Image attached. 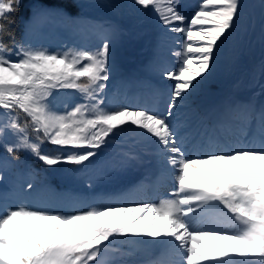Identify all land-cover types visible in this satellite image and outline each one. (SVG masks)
<instances>
[{
	"label": "snow or ice",
	"instance_id": "obj_1",
	"mask_svg": "<svg viewBox=\"0 0 264 264\" xmlns=\"http://www.w3.org/2000/svg\"><path fill=\"white\" fill-rule=\"evenodd\" d=\"M180 3L132 0L155 13L158 46L172 44L176 66L159 67L168 88L125 104L108 95L111 28L97 33L96 47L50 50L18 40L22 0H0V181L24 153L48 169L68 165L87 173L86 187L94 192V181L118 180L140 161L132 150L100 159L125 134L147 144L155 162L154 176L147 173L107 203L70 196V203L49 208L0 198V264H264V105L229 102L202 131L186 118L217 54L241 26L243 5L200 0L189 19ZM30 12L26 34L53 14L76 19L46 5ZM61 92L79 101L61 109L55 102ZM150 180L171 187L149 195ZM141 242L163 246L165 258L124 259L132 252L120 245Z\"/></svg>",
	"mask_w": 264,
	"mask_h": 264
},
{
	"label": "rangeland",
	"instance_id": "obj_2",
	"mask_svg": "<svg viewBox=\"0 0 264 264\" xmlns=\"http://www.w3.org/2000/svg\"><path fill=\"white\" fill-rule=\"evenodd\" d=\"M116 1H120L124 4L123 10L125 15V23L131 26V35L129 39L123 40L118 37L114 32H110V37L114 41L112 52V64H113V76L119 77L120 80H131V73L128 70H122L126 64L127 68H130L131 72L136 67L135 60L130 58L125 60V52L127 48L130 50L133 56H137V61L146 64L149 58L152 57L154 52L152 46L156 44L155 38L152 37V32L147 27L155 26L156 30L160 28L155 25L157 17L151 10L140 9L138 6H133L132 0H85L86 7L89 15L99 22L97 28L102 30L108 28L110 24L114 22L118 23L119 14L118 9L115 6ZM195 7L192 10V14L197 8L200 0H194ZM243 5L242 13L243 20L241 26L233 34L232 38L225 43L223 48L217 54L218 58L215 63V67L212 70V75L209 80L201 86L197 96L192 98L193 102L204 110V114L212 122H216L223 112L224 103L219 99L221 96H226L228 87H224L225 82L232 86L230 82L239 77V82L233 87V94L237 97L238 101L251 100L254 106L259 109L258 106L264 104V79L252 87H247L246 83L248 79L245 75L248 74L246 70H242L243 67L247 69H254L256 65L264 64V14L260 6L252 4L249 0H241ZM191 17V16H190ZM189 17V19H190ZM165 51L170 54L173 47L170 42L167 45H161ZM246 56H249V62H247ZM145 66V65H144ZM148 71L149 75H156L157 69L151 67ZM147 72V71H146ZM260 74H263L262 69H259ZM243 77L240 78V75ZM148 94L142 90L135 91L133 87H129L127 91L123 89L118 93L111 92L110 98H115L125 104L135 103L137 99H151L146 97ZM79 97L73 96L69 93L61 92L55 96L56 104L62 109L64 104L67 103L71 106L73 103L78 102ZM220 103V104H218ZM229 103V101L225 102ZM227 122L234 124L231 117H226ZM252 136V133H250ZM129 150L135 151L141 157V165L135 171L134 174H123L121 178L115 181L98 180L95 181V191L88 189L87 177L73 183V187L79 191H82L86 195L87 202L95 200L98 203H107L113 193L120 192L126 189L132 184H135L147 173L155 175V162L154 158L147 155L150 151V147L147 144L131 145ZM144 159V160H143ZM149 171H148V170ZM150 187L147 189L149 195L159 192V194H165L170 184L155 185L152 180L149 181ZM122 250L132 252L131 256L124 257V259L139 262L145 261L142 259L144 255L149 256L147 260H159L165 258V248L159 245H153L151 243H134V244H122L120 245ZM159 249V252L158 249ZM151 257V258H150Z\"/></svg>",
	"mask_w": 264,
	"mask_h": 264
},
{
	"label": "trees",
	"instance_id": "obj_3",
	"mask_svg": "<svg viewBox=\"0 0 264 264\" xmlns=\"http://www.w3.org/2000/svg\"><path fill=\"white\" fill-rule=\"evenodd\" d=\"M252 4L260 6L263 14L264 8L261 7L264 4V0H249ZM186 3L181 9L184 13L190 14V9L193 8V3L187 0H181V3ZM118 9L119 20L118 23L114 22L108 28H111V32L118 35L120 39L127 40L131 35V26L125 23V15L123 6L124 4L120 1L114 2ZM33 5H46L49 8L63 9L65 12L76 17L74 21H69L68 18L61 14H53L43 19L39 24L34 25L31 29L25 33V24L28 22L30 17V10ZM16 36L18 40H25L32 45H41L50 50H56L58 48L63 49L67 47H96L98 46L97 33L101 30L97 28L99 22L95 21L91 15H89L86 7L85 0H22V4L18 14L16 15ZM155 25H158V21H155ZM149 31L152 32L153 37L157 41L156 45L152 46L154 53L153 60L146 64V67L163 65V57H168L174 65H176L175 57L168 54L164 47L158 46V33L148 27ZM156 28V27H154ZM174 36V34H171ZM171 44V43H170ZM172 45V44H171ZM128 52H125L124 56L126 59L136 56L130 55L131 52L127 48ZM138 56V55H137ZM160 59V61H159ZM264 60V59H263ZM138 66V62H137ZM259 69H262V65H256L254 69L250 70L245 67L242 68L243 72H248L245 78L248 79L246 83L247 87H252L254 84L259 83L264 79V73L260 74ZM243 74L240 75V78ZM141 85H149L152 89H166L169 87V82H162L161 78L151 77L143 73L139 76ZM239 77L230 81L233 83L232 86L226 82L224 87H228L226 96H221L222 101H228L235 99L233 94V87L236 86ZM119 88V81L114 76L109 82L108 93L113 89ZM199 90L195 95H198ZM194 95V96H195ZM186 111V110H181ZM186 118L189 119L193 124H200L203 120L199 109L193 102L191 112L186 113ZM203 125V124H201ZM204 126V125H203ZM134 142V138L131 134H125L116 138L104 152L101 153L100 159L105 157H112L117 153L123 151H129L128 146ZM49 145H45V148H49ZM137 164H134L127 172H132L137 169ZM32 169L29 173L28 168ZM3 180L0 181V194H4L7 202L14 206L17 201H26L32 204L46 206L49 208H60L64 203H70L67 201V197H72L73 200L81 203H87L86 196L84 193L73 187V183L87 177L88 174L85 172H74L68 165H60L55 169L45 168L42 164L35 161L34 158L24 153L20 154L19 162L14 165H10L8 168L2 171ZM33 183L34 188L28 191L26 186L27 183Z\"/></svg>",
	"mask_w": 264,
	"mask_h": 264
},
{
	"label": "water",
	"instance_id": "obj_4",
	"mask_svg": "<svg viewBox=\"0 0 264 264\" xmlns=\"http://www.w3.org/2000/svg\"><path fill=\"white\" fill-rule=\"evenodd\" d=\"M245 58L247 59L248 62L250 61L248 56H246Z\"/></svg>",
	"mask_w": 264,
	"mask_h": 264
},
{
	"label": "bare ground",
	"instance_id": "obj_5",
	"mask_svg": "<svg viewBox=\"0 0 264 264\" xmlns=\"http://www.w3.org/2000/svg\"><path fill=\"white\" fill-rule=\"evenodd\" d=\"M158 249V248H157ZM157 252H159V249H158V251Z\"/></svg>",
	"mask_w": 264,
	"mask_h": 264
}]
</instances>
